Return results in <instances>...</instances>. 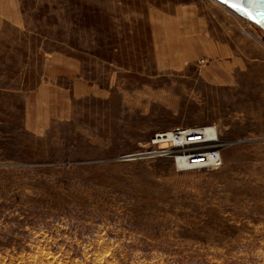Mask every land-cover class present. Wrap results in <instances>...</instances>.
Wrapping results in <instances>:
<instances>
[{"label":"rangeland","instance_id":"374dc122","mask_svg":"<svg viewBox=\"0 0 264 264\" xmlns=\"http://www.w3.org/2000/svg\"><path fill=\"white\" fill-rule=\"evenodd\" d=\"M207 125L217 169L137 157ZM0 264H264V32L215 0H0Z\"/></svg>","mask_w":264,"mask_h":264},{"label":"built area","instance_id":"2783aa9c","mask_svg":"<svg viewBox=\"0 0 264 264\" xmlns=\"http://www.w3.org/2000/svg\"><path fill=\"white\" fill-rule=\"evenodd\" d=\"M228 145L215 125L174 128L155 134L150 150L137 157L170 159L182 171L217 169Z\"/></svg>","mask_w":264,"mask_h":264},{"label":"water","instance_id":"95a60500","mask_svg":"<svg viewBox=\"0 0 264 264\" xmlns=\"http://www.w3.org/2000/svg\"><path fill=\"white\" fill-rule=\"evenodd\" d=\"M264 32V0H215Z\"/></svg>","mask_w":264,"mask_h":264},{"label":"crops","instance_id":"0c3cea01","mask_svg":"<svg viewBox=\"0 0 264 264\" xmlns=\"http://www.w3.org/2000/svg\"><path fill=\"white\" fill-rule=\"evenodd\" d=\"M215 11H217V13L219 12L220 14H226V12H224L225 10L223 9V8H221L220 6L219 7H216L215 8ZM235 21H236V19L235 18H233ZM245 27V26H244ZM243 26H242V31H243ZM248 29H250L251 30V28L248 26ZM250 30H247L245 33L243 32V34H244V36L248 39V40H250V41H254V39H253V37H252V34H251V32H250ZM245 41H247V40H245ZM237 48L239 49V51L241 52V54L240 55H237L238 57H241L242 58V61L244 60V58H252V57H255V54H254V52L253 51H251L250 49H249V46H248V44H247V42H246V44H245V42L244 41H242V47H241V49L239 48V46H237Z\"/></svg>","mask_w":264,"mask_h":264}]
</instances>
